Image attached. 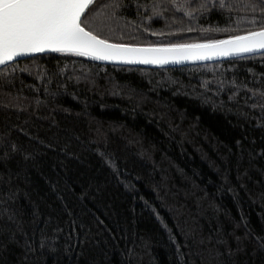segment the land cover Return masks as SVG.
I'll use <instances>...</instances> for the list:
<instances>
[{
	"label": "trees",
	"instance_id": "1",
	"mask_svg": "<svg viewBox=\"0 0 264 264\" xmlns=\"http://www.w3.org/2000/svg\"><path fill=\"white\" fill-rule=\"evenodd\" d=\"M152 3L120 0L110 39L229 34L214 31L227 10L147 20ZM0 264H264V55L168 70L55 55L1 69Z\"/></svg>",
	"mask_w": 264,
	"mask_h": 264
},
{
	"label": "snow or ice",
	"instance_id": "2",
	"mask_svg": "<svg viewBox=\"0 0 264 264\" xmlns=\"http://www.w3.org/2000/svg\"><path fill=\"white\" fill-rule=\"evenodd\" d=\"M120 7V0H0V65L6 66L22 55L45 51L97 61L155 65L264 53V0H153L147 20L168 19L164 13L172 9L191 20L208 15L211 10H227L230 26H217L214 31L228 35L192 43L113 42L110 37L119 27ZM242 25H246V30H242ZM144 31L150 28L145 27Z\"/></svg>",
	"mask_w": 264,
	"mask_h": 264
},
{
	"label": "water",
	"instance_id": "3",
	"mask_svg": "<svg viewBox=\"0 0 264 264\" xmlns=\"http://www.w3.org/2000/svg\"><path fill=\"white\" fill-rule=\"evenodd\" d=\"M223 39V38H218ZM55 55H65V56H74L79 58H85L88 60H92L88 57L79 56L76 54H64V53H58L53 51H45L41 53H35V54H28V55H22L17 58H15V61L9 62L6 66L0 65V70L17 62L31 59L34 57H45V56H55ZM264 53L257 52V53H246L240 56H227V57H212L210 59H204L199 61H182V62H172L169 61L164 64L155 65L151 63H143V62H120V61H97L92 60L97 63L106 64L109 66L119 67V68H128V69H145V70H168V69H178V68H187V67H193V66H205V65H211V64H217V63H224L234 60H241V59H247V58H253L257 56H262Z\"/></svg>",
	"mask_w": 264,
	"mask_h": 264
},
{
	"label": "rangeland",
	"instance_id": "4",
	"mask_svg": "<svg viewBox=\"0 0 264 264\" xmlns=\"http://www.w3.org/2000/svg\"><path fill=\"white\" fill-rule=\"evenodd\" d=\"M103 2H106V0H103Z\"/></svg>",
	"mask_w": 264,
	"mask_h": 264
}]
</instances>
